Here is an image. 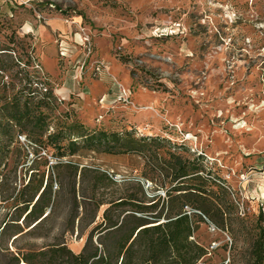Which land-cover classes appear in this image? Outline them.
Returning a JSON list of instances; mask_svg holds the SVG:
<instances>
[{"label": "rangeland", "instance_id": "1", "mask_svg": "<svg viewBox=\"0 0 264 264\" xmlns=\"http://www.w3.org/2000/svg\"><path fill=\"white\" fill-rule=\"evenodd\" d=\"M27 74H37L42 93L55 97L54 106L43 109L50 133L76 122L120 140L59 158L15 129L0 163V227L14 213L39 156L48 162L40 169L45 183L53 177L59 205L36 236L13 244L14 232L2 233L0 264H16L18 248L39 249L55 238L82 252L105 208L96 224L81 228L77 221L71 230L72 195L61 182L67 187L75 172L56 169L70 161L80 172L108 173L116 196L156 203L162 222L187 215L191 242L209 252L196 264L252 263V245L264 228V0H0V100L26 89ZM140 139L146 146H136ZM2 143L8 145L6 138ZM172 154L204 159V172L189 185L223 211L224 228L221 218L212 221L168 193ZM88 176L83 186L77 178L79 202L95 174ZM102 197H108L103 190L97 192ZM154 242L159 246L157 237ZM135 250L140 262L169 264L167 253L150 258L146 238Z\"/></svg>", "mask_w": 264, "mask_h": 264}, {"label": "trees", "instance_id": "2", "mask_svg": "<svg viewBox=\"0 0 264 264\" xmlns=\"http://www.w3.org/2000/svg\"><path fill=\"white\" fill-rule=\"evenodd\" d=\"M25 80L26 89L15 93L8 92L4 99L0 100V163L7 159V149L15 142L16 128L20 129L18 135L25 134L26 140L28 139L39 149L45 151L53 148L59 158L75 156L82 147L88 151H96L103 143L120 140L119 135L108 136L102 132L89 131L84 125L76 122L63 123L62 127L50 133V116L43 109H51L54 106L55 97L49 90L42 93L44 85L37 74H27ZM25 91H28L27 96ZM2 138H6L7 146L2 143ZM134 142L136 146H146L145 139L134 140ZM170 158L168 167L172 176L168 193L178 194L184 207L190 206L208 216L212 221L215 218H221V228H224L223 211L209 199L205 192L201 191L199 186L189 185L196 175L204 172V159L187 161L175 154H172ZM34 165L36 169L32 170L35 172L15 198L17 205L14 213L12 215L8 213L0 227V235L9 231L14 232L13 237L16 238L13 244L25 235L36 236L47 223L54 219L59 205L58 193L53 192V177L49 176L45 183V171L40 169L48 166L45 157L39 156L34 161ZM56 169H73L75 172L74 181L67 187L61 182V190L66 189L72 195L67 220V223L71 224V230H74L77 221L81 228L96 224L99 212L105 208L101 221L89 233L86 245L80 254L71 251L63 239L55 238L52 243L39 249L18 248L16 264H149L148 260L143 262L137 260L135 246L140 238L148 240L153 250L150 258L155 259L160 254L157 249L160 246L164 253L159 256L167 253L169 264H196V258H203L209 253L205 248L191 242L193 239L190 226L183 224L187 215L162 222L163 211L158 212L156 203L148 205L135 195L116 196L114 192H110L109 190L116 186V182L108 173L88 168H83L80 172L79 166L73 161L68 164L59 163ZM89 173L95 174L92 184L86 190L82 189L89 194L82 193V200L79 202L76 191L77 178L83 186L89 178ZM101 190L106 192L108 197L97 199V192ZM92 206L93 209L89 211L88 208ZM79 208L83 211L80 212ZM200 219L203 220L201 217ZM24 228L28 231L25 232ZM161 229L162 237L159 231ZM186 231L189 234L186 235ZM96 234L98 246L94 244ZM156 237L160 240L157 247L154 246ZM133 251L135 252L131 254ZM125 254H128V257ZM173 254L176 256L174 260L171 259ZM251 258V264H264L263 227L252 245ZM161 262L162 260H157V264H162Z\"/></svg>", "mask_w": 264, "mask_h": 264}, {"label": "water", "instance_id": "3", "mask_svg": "<svg viewBox=\"0 0 264 264\" xmlns=\"http://www.w3.org/2000/svg\"><path fill=\"white\" fill-rule=\"evenodd\" d=\"M48 212H50V210Z\"/></svg>", "mask_w": 264, "mask_h": 264}, {"label": "built area", "instance_id": "4", "mask_svg": "<svg viewBox=\"0 0 264 264\" xmlns=\"http://www.w3.org/2000/svg\"><path fill=\"white\" fill-rule=\"evenodd\" d=\"M45 155H46V153H45Z\"/></svg>", "mask_w": 264, "mask_h": 264}]
</instances>
